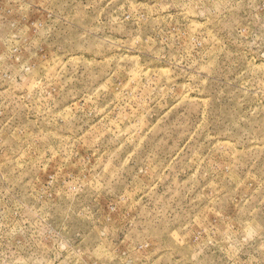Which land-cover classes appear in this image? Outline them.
<instances>
[{
  "label": "rangeland",
  "instance_id": "obj_1",
  "mask_svg": "<svg viewBox=\"0 0 264 264\" xmlns=\"http://www.w3.org/2000/svg\"><path fill=\"white\" fill-rule=\"evenodd\" d=\"M0 264H264V0H0Z\"/></svg>",
  "mask_w": 264,
  "mask_h": 264
}]
</instances>
